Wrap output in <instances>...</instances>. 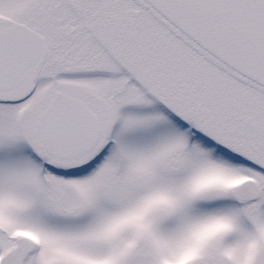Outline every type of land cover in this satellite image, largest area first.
<instances>
[{
	"label": "snow or ice",
	"instance_id": "1",
	"mask_svg": "<svg viewBox=\"0 0 264 264\" xmlns=\"http://www.w3.org/2000/svg\"><path fill=\"white\" fill-rule=\"evenodd\" d=\"M0 264H264V0H0Z\"/></svg>",
	"mask_w": 264,
	"mask_h": 264
}]
</instances>
